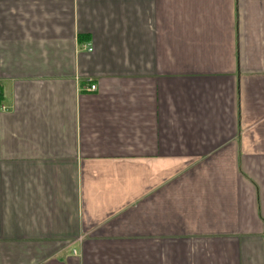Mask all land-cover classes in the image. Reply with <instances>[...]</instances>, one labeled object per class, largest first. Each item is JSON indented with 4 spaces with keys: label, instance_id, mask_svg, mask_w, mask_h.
Returning <instances> with one entry per match:
<instances>
[{
    "label": "crops",
    "instance_id": "crops-1",
    "mask_svg": "<svg viewBox=\"0 0 264 264\" xmlns=\"http://www.w3.org/2000/svg\"><path fill=\"white\" fill-rule=\"evenodd\" d=\"M0 264H264V0H0Z\"/></svg>",
    "mask_w": 264,
    "mask_h": 264
},
{
    "label": "built area",
    "instance_id": "built-area-1",
    "mask_svg": "<svg viewBox=\"0 0 264 264\" xmlns=\"http://www.w3.org/2000/svg\"><path fill=\"white\" fill-rule=\"evenodd\" d=\"M87 50H88V51H91V48H88ZM89 89H90V90H94V89H95V85H90V86H89Z\"/></svg>",
    "mask_w": 264,
    "mask_h": 264
}]
</instances>
